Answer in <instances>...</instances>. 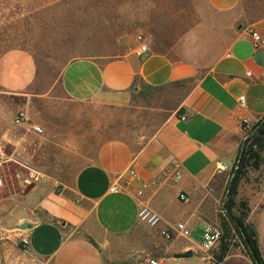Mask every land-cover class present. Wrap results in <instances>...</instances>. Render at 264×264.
Segmentation results:
<instances>
[{"label": "crops", "instance_id": "1", "mask_svg": "<svg viewBox=\"0 0 264 264\" xmlns=\"http://www.w3.org/2000/svg\"><path fill=\"white\" fill-rule=\"evenodd\" d=\"M254 2L264 6V0ZM207 4L216 16L212 30L220 37L216 46L203 47L206 54L202 50L201 56L172 59L150 53L142 60L137 50L107 62L80 59L66 66L60 87L78 103L128 108L142 87H177L184 94L138 150L122 140L103 143L62 179L51 170L22 165L33 180L25 186L32 189L16 204L17 236L23 243L19 256L24 259L18 264H254L239 252L217 262L203 247V238L216 226L215 212L241 150L243 122L264 117V43L253 38L256 33L264 41V14L250 16L246 0ZM35 77L36 64L28 52L12 50L0 58V88L22 93ZM130 170L139 179L128 175ZM262 189L256 205L249 199L247 222L258 232L264 258ZM241 191L239 186V195ZM32 192L30 201L26 197ZM181 194L187 202L180 200ZM144 207L161 217L158 227L140 222ZM25 223L29 228L21 230ZM179 224L189 236L177 230Z\"/></svg>", "mask_w": 264, "mask_h": 264}, {"label": "rangeland", "instance_id": "2", "mask_svg": "<svg viewBox=\"0 0 264 264\" xmlns=\"http://www.w3.org/2000/svg\"><path fill=\"white\" fill-rule=\"evenodd\" d=\"M246 1L250 16L264 14V6ZM215 17L207 0H0V58L12 50H23L36 64L35 81L28 90L11 93L0 88V149L8 160L5 187L0 190V264L24 261L19 256L23 243L17 236L16 204L33 180L25 167L51 170L54 178L62 179L93 157L103 143L122 140L138 150L155 135L184 94L177 87H142L128 108L78 103L68 99L60 87L66 66L80 59L107 62L136 52L142 45L150 53L172 59L201 56L203 47L219 44L220 36L212 30ZM20 112L28 113L43 133L16 125ZM243 128L230 181L244 155H258L260 167L249 170L241 181L232 214L227 208L228 185L215 212V229L222 232L212 250L215 257L220 256L222 245L228 254L250 256L238 219L256 231L240 205L252 198L256 205L262 198L264 117ZM35 194L26 199L31 201ZM262 225L264 235V221ZM154 249L158 251L155 245Z\"/></svg>", "mask_w": 264, "mask_h": 264}, {"label": "built area", "instance_id": "3", "mask_svg": "<svg viewBox=\"0 0 264 264\" xmlns=\"http://www.w3.org/2000/svg\"><path fill=\"white\" fill-rule=\"evenodd\" d=\"M253 38H254V41L256 42V44H258V45H262L264 43L262 38L256 33L253 34ZM138 55L142 58V60L148 59V57L150 55V50H149L148 46H146V45L140 46L138 48ZM240 104H241V107H243V108L246 107L245 97L240 98ZM180 119H181V121L186 122L187 116L183 115V116H181ZM14 121H15V124L18 126L30 127L36 134H42L43 133L42 128L40 126H37L36 124H34L33 120L31 119V117L26 112L18 113V115L16 116ZM245 125L248 126L249 122L244 121L243 126H245ZM7 164H8V160L6 158V155L3 152V150L0 149V190L5 187L6 165ZM128 175H130L134 178H138L137 174L132 170L128 171ZM181 178H182L181 174L177 173L175 175L176 181H180ZM115 191H116V187H113L111 189V192H115ZM180 200L182 202H187L188 197L184 194H181ZM139 220L141 223H143V224H145L151 228L158 227L162 222L161 217L157 213H155L154 211H152L150 208H147V207L142 208L141 211L139 212ZM177 230L181 234H183L184 236H189V231L187 230V228L184 224H179L177 226ZM165 235H166V233H165ZM221 237H222V232L220 230L215 229V228H209L205 232V235L203 238V241H204L203 247L208 251H212L216 247L217 243L220 241ZM24 243L27 244V242H24ZM142 264H160V263H159V261H156V260H149V261H146Z\"/></svg>", "mask_w": 264, "mask_h": 264}, {"label": "trees", "instance_id": "4", "mask_svg": "<svg viewBox=\"0 0 264 264\" xmlns=\"http://www.w3.org/2000/svg\"><path fill=\"white\" fill-rule=\"evenodd\" d=\"M153 89V88H150ZM182 112V111H181ZM255 161L254 164H252L251 161ZM260 157L258 155H255V158H251L248 155H244L240 158L239 161V167L238 170L235 173L234 178L230 181L229 184V202L227 205L228 210L232 214L233 209L236 207V198L239 195V186L243 178L247 175L248 171L251 169H259L260 165ZM243 207L247 214H244V218H247L250 209L249 204L247 203H241L240 205ZM237 226L238 229L241 230L242 236L244 239V244L249 250V257L252 259L254 264H264V260L262 258V254L260 251L257 234L256 231L251 229L250 226L245 225L243 222V218H240L237 220ZM228 248L226 245H222L221 247V254L218 257H215V260L217 262L223 261V259L228 255L227 253Z\"/></svg>", "mask_w": 264, "mask_h": 264}, {"label": "water", "instance_id": "5", "mask_svg": "<svg viewBox=\"0 0 264 264\" xmlns=\"http://www.w3.org/2000/svg\"><path fill=\"white\" fill-rule=\"evenodd\" d=\"M31 189H32V186H29L25 193H28ZM28 228H29V225L27 223H25L22 226H20L21 230H27Z\"/></svg>", "mask_w": 264, "mask_h": 264}]
</instances>
